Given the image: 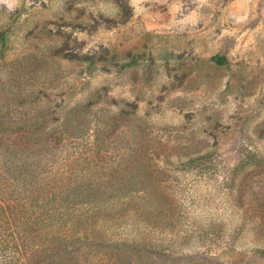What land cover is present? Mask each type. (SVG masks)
<instances>
[{
	"label": "rangeland",
	"instance_id": "rangeland-1",
	"mask_svg": "<svg viewBox=\"0 0 264 264\" xmlns=\"http://www.w3.org/2000/svg\"><path fill=\"white\" fill-rule=\"evenodd\" d=\"M61 257L264 264V0H0V264Z\"/></svg>",
	"mask_w": 264,
	"mask_h": 264
},
{
	"label": "trees",
	"instance_id": "trees-1",
	"mask_svg": "<svg viewBox=\"0 0 264 264\" xmlns=\"http://www.w3.org/2000/svg\"><path fill=\"white\" fill-rule=\"evenodd\" d=\"M215 61H218L219 63H224L225 59L224 58H219V57H215L214 58ZM23 139V137H22ZM7 175H10V176H13L10 174L9 170H8V174ZM5 179V178H4ZM26 229L30 230L31 231V224H27L24 226ZM17 232V231H16ZM55 239L51 238V241H49L47 243V245H41L40 248L43 249V253H46L47 256L48 255H53V256H57V255H62L63 253H65L66 251L63 249V246H66L65 243H60L62 241H54ZM24 242V241H23ZM21 242L23 245H25V243ZM51 244V246H49ZM72 253H69L67 254L65 257H69L71 256ZM66 258H59L58 260L56 258H52V260L49 261V264H56V263H59V262H63ZM63 260V261H62Z\"/></svg>",
	"mask_w": 264,
	"mask_h": 264
}]
</instances>
